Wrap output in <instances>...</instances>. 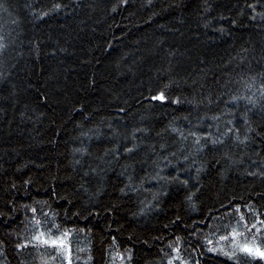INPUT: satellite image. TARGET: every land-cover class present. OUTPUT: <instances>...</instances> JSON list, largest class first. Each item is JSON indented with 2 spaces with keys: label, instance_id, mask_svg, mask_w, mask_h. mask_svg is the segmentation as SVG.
Here are the masks:
<instances>
[{
  "label": "trees",
  "instance_id": "trees-1",
  "mask_svg": "<svg viewBox=\"0 0 264 264\" xmlns=\"http://www.w3.org/2000/svg\"><path fill=\"white\" fill-rule=\"evenodd\" d=\"M261 252L264 0H0V264Z\"/></svg>",
  "mask_w": 264,
  "mask_h": 264
},
{
  "label": "snow or ice",
  "instance_id": "snow-or-ice-1",
  "mask_svg": "<svg viewBox=\"0 0 264 264\" xmlns=\"http://www.w3.org/2000/svg\"><path fill=\"white\" fill-rule=\"evenodd\" d=\"M159 98H163V97H159ZM262 257H264V252H261V253H259Z\"/></svg>",
  "mask_w": 264,
  "mask_h": 264
}]
</instances>
